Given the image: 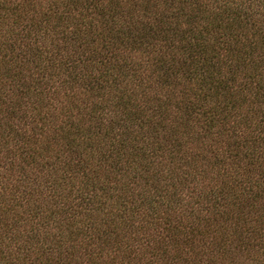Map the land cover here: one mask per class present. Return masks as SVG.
<instances>
[{
    "label": "trees",
    "instance_id": "1",
    "mask_svg": "<svg viewBox=\"0 0 264 264\" xmlns=\"http://www.w3.org/2000/svg\"><path fill=\"white\" fill-rule=\"evenodd\" d=\"M0 264H264V0H0Z\"/></svg>",
    "mask_w": 264,
    "mask_h": 264
}]
</instances>
